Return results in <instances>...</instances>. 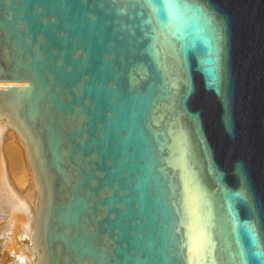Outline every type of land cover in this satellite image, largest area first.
Returning <instances> with one entry per match:
<instances>
[{
	"label": "water",
	"instance_id": "1",
	"mask_svg": "<svg viewBox=\"0 0 264 264\" xmlns=\"http://www.w3.org/2000/svg\"><path fill=\"white\" fill-rule=\"evenodd\" d=\"M0 118L34 264H264V0H0Z\"/></svg>",
	"mask_w": 264,
	"mask_h": 264
},
{
	"label": "bare ground",
	"instance_id": "2",
	"mask_svg": "<svg viewBox=\"0 0 264 264\" xmlns=\"http://www.w3.org/2000/svg\"><path fill=\"white\" fill-rule=\"evenodd\" d=\"M36 201L23 142L0 118V264H34Z\"/></svg>",
	"mask_w": 264,
	"mask_h": 264
},
{
	"label": "rangeland",
	"instance_id": "3",
	"mask_svg": "<svg viewBox=\"0 0 264 264\" xmlns=\"http://www.w3.org/2000/svg\"><path fill=\"white\" fill-rule=\"evenodd\" d=\"M18 189L20 190V187H18Z\"/></svg>",
	"mask_w": 264,
	"mask_h": 264
}]
</instances>
